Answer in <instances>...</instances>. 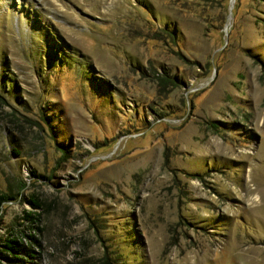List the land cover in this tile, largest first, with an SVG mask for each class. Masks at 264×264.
Wrapping results in <instances>:
<instances>
[{"label":"rangeland","instance_id":"obj_1","mask_svg":"<svg viewBox=\"0 0 264 264\" xmlns=\"http://www.w3.org/2000/svg\"><path fill=\"white\" fill-rule=\"evenodd\" d=\"M1 191L0 264H264V0H0Z\"/></svg>","mask_w":264,"mask_h":264},{"label":"trees","instance_id":"obj_2","mask_svg":"<svg viewBox=\"0 0 264 264\" xmlns=\"http://www.w3.org/2000/svg\"><path fill=\"white\" fill-rule=\"evenodd\" d=\"M261 62V61H260ZM159 79H158V81H160V82H162V83H164L165 81H166V78L165 77H163V76H159L158 77ZM170 83H174V85L175 84H177L178 82H180V79L179 78H177V77H175V76H172V78H171V80L169 81ZM42 120L44 121V122H46L48 125H50L49 124V122H48V120L45 118V117H43L42 118ZM32 171V170H31ZM11 198H13L10 194H7V193H5V192H0V204L4 201V200H6V199H11ZM27 201L31 204V205H33V206H39L40 204H39V202H37L36 201V198L33 196V197H29V198H27ZM26 215L27 216H29V217H31V212H26ZM13 241H14V239H8L7 240V243H4V245H5V247L7 248V250H4V252H6V253H10V255H11V257L9 258L10 260L12 259V260H17L18 259V255H16V254H14L13 253V251H14V249L16 248L14 245H13ZM15 242V241H14ZM9 257V256H8Z\"/></svg>","mask_w":264,"mask_h":264}]
</instances>
